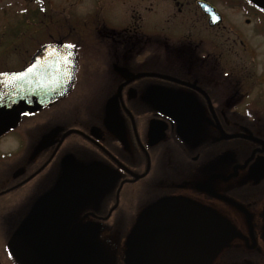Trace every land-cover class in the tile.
<instances>
[{"label": "flooded vegetation", "instance_id": "obj_1", "mask_svg": "<svg viewBox=\"0 0 264 264\" xmlns=\"http://www.w3.org/2000/svg\"><path fill=\"white\" fill-rule=\"evenodd\" d=\"M111 1L55 41L71 90L0 134V264L47 198L69 213L33 221L30 264H83L85 227L107 264H264V0Z\"/></svg>", "mask_w": 264, "mask_h": 264}, {"label": "water", "instance_id": "obj_2", "mask_svg": "<svg viewBox=\"0 0 264 264\" xmlns=\"http://www.w3.org/2000/svg\"><path fill=\"white\" fill-rule=\"evenodd\" d=\"M211 9L207 12L214 25L219 19L215 10ZM76 70L74 48L67 43L52 42L39 47L31 56L29 64L18 72L0 73V134L15 126L23 113L35 112L65 96L73 87ZM61 211L69 213L64 203L47 198L26 219L14 237L19 243L14 253L22 264H30L29 252L33 246L30 230L33 221L54 219ZM83 237V264H107L102 246L96 235L90 234L89 227L84 228Z\"/></svg>", "mask_w": 264, "mask_h": 264}, {"label": "rangeland", "instance_id": "obj_3", "mask_svg": "<svg viewBox=\"0 0 264 264\" xmlns=\"http://www.w3.org/2000/svg\"><path fill=\"white\" fill-rule=\"evenodd\" d=\"M43 1L45 3L44 9L46 11V17L49 16V18H45L41 24L38 23L39 19L32 17L31 14L26 13L24 15L27 9L39 6L41 0H36L37 3L35 6L33 0L0 1V12H3V17L0 15V31L1 33L3 32V39H0V44L2 45L0 47V55H4L5 58L7 56L9 60L14 59L19 61L20 66L25 65L35 48L47 41L54 42L60 40L61 31H56L58 29L56 25L59 24V27L64 26L65 28L73 27V29L77 26L75 15L77 9L81 10V7L83 8V20L80 25L84 31H89V29L94 27L93 12L98 8L100 16L103 17V20L100 22L101 27L104 23L108 26V18H116V16H118L112 8L113 2L111 0H82L81 6L77 5L76 0ZM133 1L135 2L136 0ZM151 2V0L146 1V6L148 8L147 11L143 10V6L145 5L144 3L140 5L141 9H138L142 12V16L145 21L146 18H151L154 14L153 12L157 9V3ZM131 5L133 4L131 3ZM123 6L125 7L126 12H129L127 6ZM167 16L168 15L164 16V22H166L165 20ZM131 17H133V20H131L132 26L136 25V18L134 16ZM141 21L143 22V19H141ZM44 24L46 26L49 25V27H51V31H49V29L47 31V28L45 27L42 28ZM69 29H65L63 31H70ZM176 31H181V28H177ZM11 32L16 36L14 34L12 36L10 34L9 36L8 33ZM108 246L116 248L119 245L109 244Z\"/></svg>", "mask_w": 264, "mask_h": 264}, {"label": "trees", "instance_id": "obj_4", "mask_svg": "<svg viewBox=\"0 0 264 264\" xmlns=\"http://www.w3.org/2000/svg\"><path fill=\"white\" fill-rule=\"evenodd\" d=\"M33 17L36 18V19H39V22L38 23H40V24H41L42 21L45 20V18H49V16L46 17V11H45L44 8H42L41 10L37 11L36 13H34L33 14ZM41 18H42V20H41ZM44 27L47 28V31H48V29H49V31H51V27H49V25L46 26L44 24V26L42 28H44ZM56 27L58 28L56 31H63V30H65V27L64 26H60L59 27V24L56 25Z\"/></svg>", "mask_w": 264, "mask_h": 264}]
</instances>
